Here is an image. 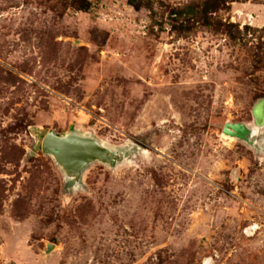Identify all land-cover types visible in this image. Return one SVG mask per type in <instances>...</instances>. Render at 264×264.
<instances>
[{"label":"rangeland","instance_id":"1","mask_svg":"<svg viewBox=\"0 0 264 264\" xmlns=\"http://www.w3.org/2000/svg\"><path fill=\"white\" fill-rule=\"evenodd\" d=\"M128 1L0 0V264H264V128L223 135L264 102V0ZM72 129L133 151L73 190L42 149Z\"/></svg>","mask_w":264,"mask_h":264},{"label":"water","instance_id":"2","mask_svg":"<svg viewBox=\"0 0 264 264\" xmlns=\"http://www.w3.org/2000/svg\"><path fill=\"white\" fill-rule=\"evenodd\" d=\"M253 112V126L245 124H227L223 135L229 139L251 144L250 140L260 129L264 128V119L261 123L257 118L262 114L261 106ZM43 153L50 156L65 181L73 190H81L87 170L95 163H101L115 170L127 161L128 154L133 151L132 146L112 147L95 136L83 134L72 129L67 135L57 136L54 132L48 133L42 145ZM55 250L53 245L47 247L48 256Z\"/></svg>","mask_w":264,"mask_h":264},{"label":"trees","instance_id":"3","mask_svg":"<svg viewBox=\"0 0 264 264\" xmlns=\"http://www.w3.org/2000/svg\"><path fill=\"white\" fill-rule=\"evenodd\" d=\"M71 1V6L76 9L77 11L80 12H88L90 10L91 4L93 0H70ZM129 5L135 9H138L139 7L142 6L143 0H129ZM208 6V2L200 3L197 5H191L189 7H186L182 10L180 9H173L171 11V15L174 16V21H178V19L187 16V15H197L198 14V8ZM202 13H205V10H202ZM207 26L210 25L209 22L206 21L205 23Z\"/></svg>","mask_w":264,"mask_h":264},{"label":"flooded vegetation","instance_id":"4","mask_svg":"<svg viewBox=\"0 0 264 264\" xmlns=\"http://www.w3.org/2000/svg\"><path fill=\"white\" fill-rule=\"evenodd\" d=\"M263 119H264V112L260 115V117L257 118V122L261 123ZM254 139H255V136L251 138V140H254Z\"/></svg>","mask_w":264,"mask_h":264}]
</instances>
